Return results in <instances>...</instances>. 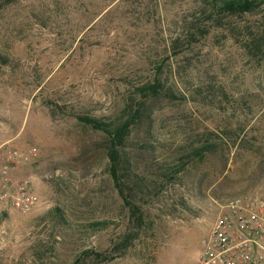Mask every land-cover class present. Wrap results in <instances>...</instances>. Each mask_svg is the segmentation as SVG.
I'll return each instance as SVG.
<instances>
[{"label": "rangeland", "instance_id": "obj_1", "mask_svg": "<svg viewBox=\"0 0 264 264\" xmlns=\"http://www.w3.org/2000/svg\"><path fill=\"white\" fill-rule=\"evenodd\" d=\"M220 6L0 0V146L38 149L0 264H196L222 204L264 208V5ZM86 117L133 120L117 179Z\"/></svg>", "mask_w": 264, "mask_h": 264}, {"label": "built area", "instance_id": "obj_2", "mask_svg": "<svg viewBox=\"0 0 264 264\" xmlns=\"http://www.w3.org/2000/svg\"><path fill=\"white\" fill-rule=\"evenodd\" d=\"M37 155L36 147L0 146L1 204L23 214L37 207L31 181L18 177L21 167ZM196 264H264V208L259 199L241 196L220 206Z\"/></svg>", "mask_w": 264, "mask_h": 264}, {"label": "trees", "instance_id": "obj_3", "mask_svg": "<svg viewBox=\"0 0 264 264\" xmlns=\"http://www.w3.org/2000/svg\"><path fill=\"white\" fill-rule=\"evenodd\" d=\"M215 3H220V9L223 12H229L231 14H243L249 13L254 11L255 9L264 5V0H214ZM148 87V86H147ZM144 91H153L155 95H158L159 90L157 86H151L147 90L146 88L143 89ZM85 123L91 125L96 130L103 131L107 134L109 141H110V157L112 161L113 167V176L118 177V170H119V163H120V152L119 148L124 146L126 141L128 140V135L130 133V129L133 125V120H126L121 121L119 123L115 122H105L103 120H99L96 118H81ZM85 257H78L75 260L74 264H85L87 257H91L95 255V258L101 259V254L93 253L92 251L86 252ZM95 259V260H96ZM104 258L103 260H106Z\"/></svg>", "mask_w": 264, "mask_h": 264}]
</instances>
